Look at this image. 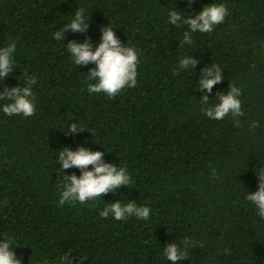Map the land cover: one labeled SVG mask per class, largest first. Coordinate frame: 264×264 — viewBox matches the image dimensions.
Listing matches in <instances>:
<instances>
[{"label":"trees","instance_id":"obj_1","mask_svg":"<svg viewBox=\"0 0 264 264\" xmlns=\"http://www.w3.org/2000/svg\"><path fill=\"white\" fill-rule=\"evenodd\" d=\"M213 3L226 5L224 21L180 48L189 29L170 25L169 11L187 18ZM78 8L88 30L56 40ZM110 25L139 61L136 86L111 98L88 92L96 65L76 66L66 46L90 37L94 51ZM12 42L16 67L0 92L23 87V73L36 78L34 115L8 116L0 100V241L12 240L21 264L70 256L72 264H172L164 248L183 251L185 239L188 258L176 264H264V218L246 199L264 174V0H0V48ZM189 55L195 69L177 71ZM211 64L222 81L201 93V69ZM229 84L242 93L239 127L231 114L213 120L203 111ZM73 123L84 131L66 134ZM79 146L126 167L129 185L59 206L63 176L81 171H57L58 154ZM118 200L147 206L149 218L100 216Z\"/></svg>","mask_w":264,"mask_h":264},{"label":"clouds","instance_id":"obj_2","mask_svg":"<svg viewBox=\"0 0 264 264\" xmlns=\"http://www.w3.org/2000/svg\"><path fill=\"white\" fill-rule=\"evenodd\" d=\"M189 5L193 0H187ZM228 14V9L224 4H211L202 8V10L193 16L185 18L181 11L171 10L168 13V23L175 27L187 25L189 31L183 33V38L180 40V48L184 45H190L192 42V34L196 32L210 33L215 25L221 24L225 16ZM90 24V17L86 18L83 9H77L73 14V19L70 23L63 25L62 28L54 33V38L58 41L65 39L64 33L70 30L74 33H85ZM101 42L93 51L91 38L89 37L84 42L80 43L75 40L70 41L66 46L68 52L74 60L75 65L87 66L90 63L96 65V68L89 69V80H95L96 83L88 85L89 93H105L108 97H115L125 87L134 88L137 83V64L138 55L135 49L127 45H122L120 39L116 36L114 29L110 26L101 28ZM16 51L15 42L10 43L6 47L0 48V81L10 76L14 64V53ZM198 61L189 55L181 59L178 69L190 70L195 69ZM174 74H176L174 72ZM23 87H4L3 92H0V100H8L2 108L4 114L8 116L23 115L30 117L35 113L34 94L32 85L36 84V78L27 73H23ZM222 81V68L218 65L211 64L210 67H203L198 82L197 90L204 93L212 92L214 85ZM241 89L229 84L227 94L218 92L216 97L218 103L212 107L203 109L205 115L209 119L222 120L227 115L231 114L235 126L239 127L240 122L238 117H242ZM201 103L206 105L209 102L208 95H202ZM258 124L253 122V127ZM81 130L77 124H71L67 133H78ZM105 153L101 151H90L83 146L77 147L76 150L63 148L58 154V163L61 167L57 171L63 173V170L69 168L80 169L81 175L77 177L72 175H64L60 181L63 184V190L59 200V206H64L65 203L84 204L86 201L94 200L97 197H102L109 192H115L120 187H127L130 183V175L126 167H117L111 163H105ZM89 166L92 169L89 170ZM259 179L258 190L254 193H249L246 199L251 202L258 215L264 218V174L257 176ZM150 209L147 206H137L135 202L121 204L118 200L109 203L101 212L100 216L107 218L111 214L115 220L122 221L129 216H134L141 220H147L150 216ZM190 239L183 240L182 251L176 243L167 244L164 248V255L172 264L177 261L188 258V248L192 245ZM12 247V240L5 238L0 241V264H21V260ZM86 259L81 256V261ZM63 264H72L71 256Z\"/></svg>","mask_w":264,"mask_h":264}]
</instances>
